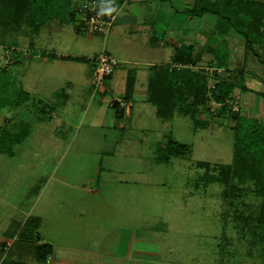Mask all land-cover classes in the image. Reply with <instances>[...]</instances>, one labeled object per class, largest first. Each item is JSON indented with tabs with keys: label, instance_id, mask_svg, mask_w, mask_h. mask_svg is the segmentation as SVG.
Segmentation results:
<instances>
[{
	"label": "rangeland",
	"instance_id": "rangeland-1",
	"mask_svg": "<svg viewBox=\"0 0 264 264\" xmlns=\"http://www.w3.org/2000/svg\"><path fill=\"white\" fill-rule=\"evenodd\" d=\"M7 1L0 0V140L5 133L23 134V139L13 145L12 156L0 153V243L6 246L0 244V260L11 254L25 264H264V153L258 154L254 176L246 166L240 168L242 163H235L234 171L225 168L233 166L235 156L234 116L251 114L264 125V116L247 101L249 94L233 89L227 115L217 114L216 102H205L196 113L199 120H207L205 127L194 126L187 105L165 121L155 115L153 104L142 102L148 66L168 62L174 54L170 33L180 34L177 42L189 34V42L196 44L209 34L213 45L220 44L211 32L215 17L191 16L187 10L195 8L196 0H164L170 11L155 18L148 13L152 1H125L119 17L127 15L126 9L134 11L155 30L156 39L168 41L159 45L155 38L148 42L131 34L122 19L106 37L78 33L74 21L56 19L61 25L55 30L41 26L34 34L37 27L29 10L10 17ZM79 1L66 3L75 6ZM236 38L233 47L240 60L234 59L235 68L221 77L238 80L248 72L252 78L244 82L251 92V87L257 89L254 77H264V42L250 50ZM103 49L121 62L114 77L104 81L111 84L105 100H121L118 92L126 86V70L138 71L129 115L117 112L120 126L107 121L100 128L88 125L84 112L90 100L97 106L102 94L93 91L94 64L89 57ZM53 52L62 55L41 60V55ZM207 58L203 54L199 67L207 65ZM24 90L51 103L56 116L38 122L48 109ZM62 91L69 96L65 105L60 104ZM242 97L247 100L238 101ZM257 99L262 113L264 97ZM60 118L68 121L65 128ZM169 137L189 144V155L163 161ZM199 160L208 161L214 175L208 184L199 182L203 168L194 163ZM241 215L252 217L250 225H244ZM30 218L38 220V227L31 225V239H24L23 226ZM45 243L51 247L48 256L35 260V245Z\"/></svg>",
	"mask_w": 264,
	"mask_h": 264
},
{
	"label": "trees",
	"instance_id": "trees-1",
	"mask_svg": "<svg viewBox=\"0 0 264 264\" xmlns=\"http://www.w3.org/2000/svg\"><path fill=\"white\" fill-rule=\"evenodd\" d=\"M112 5L114 6V4ZM5 6L7 8L6 15L10 17H17L20 9H28L30 20H35L36 31L52 19L73 22L77 15L75 6L69 5L66 0H8ZM12 8H16V11L12 12ZM187 11L191 12V16L201 17L204 14L214 16L211 32L219 36L220 41L218 42L220 44L213 45L211 43L213 40L210 39L209 34H204V41L199 44L185 41L176 44L174 54L168 62L153 65L150 68L148 101L155 106L156 115L162 120L172 119L175 112H179L178 108L187 105L188 108L185 111H190L192 114L194 126L205 127L207 120H199L196 117V113L204 107L205 102H216L219 104L217 114L227 115L231 109L229 107L233 99L231 98L233 89L239 88L243 93L248 88L244 83L243 76H240L238 80L221 77L223 72L230 71V50L226 45L230 36L243 39L245 49L249 47L250 50L254 49L252 47L255 43L264 42V2L256 0H196L195 8ZM45 18L50 19L46 20ZM195 46L200 50L196 52ZM225 47V51H222V48ZM252 52L254 54L255 51ZM203 54L208 57L207 65L199 67ZM255 55L257 54L255 53ZM240 72H244V70L242 69ZM133 79V74L130 73L127 76L123 100L128 101L131 98ZM261 80L264 83L263 75ZM25 93L29 97L28 92L25 91ZM260 94L264 96V92H260ZM111 106L116 112H123L117 100H113ZM234 120L235 124L232 130L235 156L232 161L233 166H226L225 168H231L234 171L238 168L235 163H242L240 168L246 166L247 173L254 176L258 172V161L261 159V155L258 154L264 153V125L252 115L234 116ZM21 135L23 134L5 133L4 138L0 140V153L12 156V147L23 139ZM166 143L163 154L166 158L162 159L163 161H168L171 156L185 157L191 151L189 144L179 142L171 137ZM194 163L196 167L203 168V179L202 181L199 179V182L203 185L212 182L214 175L210 172L209 162L199 160ZM261 182L264 183V177ZM261 209L260 216H264V202ZM240 217L244 225H250L251 216L250 218L243 217V215ZM37 222V219H28L24 223L25 231L21 237L29 239L32 233L30 226L34 225L37 228ZM0 244L6 249L5 243ZM50 249L48 243L36 244L33 250L35 260H44ZM0 264H25V262L12 258L10 254L8 258L1 259Z\"/></svg>",
	"mask_w": 264,
	"mask_h": 264
},
{
	"label": "crops",
	"instance_id": "crops-1",
	"mask_svg": "<svg viewBox=\"0 0 264 264\" xmlns=\"http://www.w3.org/2000/svg\"><path fill=\"white\" fill-rule=\"evenodd\" d=\"M117 1L119 2V6L116 8V10H117V12L122 8V6L124 5V2L125 1H129V0H115V2L117 3ZM130 1H133V2H141L142 4H144V3H146V2H150V1H152V2H150V3H153V4H151V8H149V14L150 15H152L153 16V18H155L158 14H159V12H163V11H170V10H168V6L166 7V5H165V3H164V0H130ZM187 10V9H186ZM185 10V11H186ZM125 13H127V15H124V17L123 18H120L119 17V15L117 14V19H116V22H119V21H121V19L123 20V21H127V24H128V28H132L131 30H129V32L132 34V33H137V34H139V38L140 37H147V39H148V42L151 40H153L155 37V30H153V29H151V27H150V25L147 23V21H140V20H138V16L136 15V14H134V11H128L127 9H126V12ZM158 17H159V15H158ZM172 18H173V16L170 18V20H172ZM204 18L207 20L208 18H209V14H204ZM145 20H147V19H145ZM150 20H155V19H150ZM115 22V23H116ZM125 22L124 23H118L119 25H125ZM129 22H132V24L131 23H129ZM57 24H59V25H57ZM61 25V22L60 21H56V20H50V21H48L47 23H45V25H43V27H49V30H55L56 29V26L58 27V26H60ZM149 26V27H148ZM38 31H39V29H38ZM38 31H35L34 32V34H37L38 33ZM134 33V34H135ZM165 33L166 34H168V32H166L165 31ZM182 33H183V31H182ZM193 34V33H192ZM180 34L177 32V31H175V30H173V33H170V39H171V41H169V42H171L172 44H173V46H175V44H178L180 41H181V39H182V41H185V42H187V43H189V38H190V35L188 34V35H186V36H184V35H181V36H184V37H180L181 39H180V41H178L177 42V40H179L178 39V36H179ZM174 39H176V40H174ZM235 39H237L235 36H230L229 38H228V42H227V46H228V48H229V50H230V55H229V61H230V67H232V66H234L232 63H233V61H234V59H237L238 61L240 60V55H237V53L235 52V47H233L234 46V41H235ZM238 39H240V38H238ZM154 41L155 42H158V44L159 45H166L167 43H168V41L167 40H164V39H154ZM196 49H198V47L196 48ZM245 51V50H244ZM62 55V53H55V52H53V53H48V54H43V55H41V60L42 61H44V62H47V60H48V58L51 56V57H53V59H56V57H58L57 55ZM243 58V57H242ZM242 61H243V59H242ZM121 62L119 61V64H120ZM134 63V62H133ZM129 64H132V63H129ZM158 64H161V63H158ZM153 65H157V64H150L149 66H148V77H147V82H146V88H145V90H144V95H143V98H142V102H148V103H151V102H149L148 101V81H149V77H150V73H151V71H150V68H151V66H153ZM233 69L235 68V67H232ZM137 71L138 70H136L135 68L134 69H127L126 70V73H125V80H127V76L130 74V73H132L133 74V87H132V94H131V98H133L134 97V95H135V90H136V86H135V82H136V80H137ZM125 72V71H124ZM245 73H247L246 75L247 76H245L244 77V81H246L248 78H252V77H249V75L248 74H250V73H248V72H245ZM114 74H112L111 76V79L114 77L113 76ZM120 75V74H119ZM119 75H117L116 77H115V79L116 80H118V76ZM110 77V76H109ZM256 80H258V82H257V89H254L253 87H251V89H253L251 92L250 91H248V88H247V90H245L244 92H243V95H244V93H248L249 94V100H247V97L246 98H244V97H242L240 100H238V101H240V102H242V101H251L252 100V103H254V107H256L255 109H256V114L258 115V116H260V115H263L264 116V111L261 113V111H260V109H263L262 107H260V109L259 108H257L258 107V105H259V99H257V97H264L263 95H261L260 94V92H262V88H261V84L259 83V81L261 80V78H260V75L258 76V79H257V77H254ZM111 81V80H110ZM261 82V81H260ZM91 83V82H90ZM106 84H105V86H104V91H102V92H100V93H102V94H100L101 95V99L99 98V103L97 104V106L94 104V102H91V101H93V100H90V103H89V105H87V107H86V111L84 112L85 113V117L84 118H86L87 117V115H88V118H90L89 119V123H88V125H92V126H94V125H96L97 127H100V128H103V126H106L107 125V121L108 122H113L115 125H117V126H120L121 125V123H119L120 121H121V119H119L118 118V114H117V112H116V110L111 106V102L113 101V100H117L118 98H113V97H110V98H107V100H105L104 99V96H103V94H105V92L109 89L110 90V82H105ZM245 83V85L248 87H250V85H248V84H246V82H244ZM264 84V83H263ZM91 85H92V83H91ZM24 86V85H23ZM142 87H144V85H141L140 86V88H142ZM24 88H25V86H24ZM26 91V90H25ZM27 92H28V94H29V98L31 99V100H33L32 98H36L37 99V101H38V105H40V106H46L47 107V109H48V115H46V116H43V117H40L39 116V121L38 122H40V123H42L44 120H50V119H52L53 118V116H56V113H55V111H54V107H52L51 105V103H49V102H47V101H45V99H43L42 98V96L40 97H33V93L31 94L28 90H27ZM143 92V90H141V93ZM258 92V93H257ZM60 93H63V94H65V92L64 91H62V92H60ZM59 93V94H60ZM93 93V92H92ZM120 93H121V95L123 96V94L125 93V88H124V90H122V91H120V92H118V94L120 95ZM138 94V93H137ZM261 96H260V95ZM139 95V94H138ZM32 98H31V97ZM69 96H68V94H65V98H63L62 100H61V105H65L67 102H69L68 100H69V98H68ZM130 98V99H131ZM255 98V101H253V99ZM122 100V99H121ZM242 100V101H241ZM129 101V100H128ZM152 104V103H151ZM253 107V108H254ZM250 109H251V107L248 109L249 111H250ZM249 114V113H248ZM155 115H156V112H155ZM182 115V114H181ZM249 115H251V114H249ZM109 116V117H108ZM157 116V115H156ZM184 116V115H183ZM254 116V115H253ZM158 117V116H157ZM159 118V117H158ZM166 121V120H165ZM60 126L61 127H64L65 128V124H67L68 123V121L66 120V119H63V118H60ZM70 124H72V123H70L69 122V124L68 125H70ZM60 127V128H61ZM63 132H64V129L62 130V131H58L57 132V134L58 135H62L63 134ZM30 134V132L29 133H27V135H26V137L28 136ZM25 137V138H26Z\"/></svg>",
	"mask_w": 264,
	"mask_h": 264
},
{
	"label": "built area",
	"instance_id": "built-area-1",
	"mask_svg": "<svg viewBox=\"0 0 264 264\" xmlns=\"http://www.w3.org/2000/svg\"><path fill=\"white\" fill-rule=\"evenodd\" d=\"M76 19L73 22L74 28L78 33L97 34L106 37L117 19V10L109 0H80L76 3ZM94 64L92 73L93 91H104V81L114 71L119 64V60L110 55L106 50L89 57ZM123 113L129 115V101L117 100Z\"/></svg>",
	"mask_w": 264,
	"mask_h": 264
}]
</instances>
